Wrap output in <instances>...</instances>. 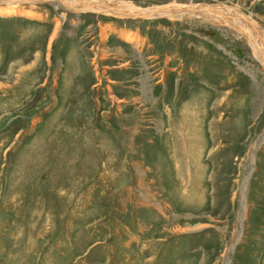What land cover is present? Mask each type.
Segmentation results:
<instances>
[{
    "label": "rangeland",
    "instance_id": "obj_1",
    "mask_svg": "<svg viewBox=\"0 0 264 264\" xmlns=\"http://www.w3.org/2000/svg\"><path fill=\"white\" fill-rule=\"evenodd\" d=\"M103 1L264 30V0ZM24 5L0 15V264H264V66L231 15Z\"/></svg>",
    "mask_w": 264,
    "mask_h": 264
},
{
    "label": "bare ground",
    "instance_id": "obj_2",
    "mask_svg": "<svg viewBox=\"0 0 264 264\" xmlns=\"http://www.w3.org/2000/svg\"><path fill=\"white\" fill-rule=\"evenodd\" d=\"M35 1H47V0H0V15H11V14H22L26 16H31V11L28 10V6L22 4L25 3H35ZM54 2L55 8L58 10L60 6H65V8H74L78 10H84L95 13H104V14H113L119 16L135 17V18H159V17H173L174 20H177L175 17H184V15H201L203 17H217L220 15L222 18H227L228 15H231L229 12H223L222 10L214 9L212 6L209 7H198V6H164V7H153L149 9H142L132 4L120 3L119 6L111 5L109 2L103 0H52ZM31 9V8H30ZM186 17V16H185ZM231 19H228L229 22H226L228 26L237 30L239 37L244 38L248 44L252 47L255 56L264 66V30L257 26L255 22L250 20L248 17L243 16V14L237 13L231 15ZM180 19V18H179ZM225 20V19H224ZM223 20V21H224ZM226 20V21H227ZM59 28V22H57L55 29L52 34L51 41L57 34ZM128 41H134L135 38L131 35H127ZM254 160V157H252ZM248 178V177H247ZM244 182V188L242 191V198L245 194L246 182ZM246 205L247 200L243 204L244 214L246 215ZM244 215V218H245ZM230 263V260L227 264Z\"/></svg>",
    "mask_w": 264,
    "mask_h": 264
},
{
    "label": "water",
    "instance_id": "obj_3",
    "mask_svg": "<svg viewBox=\"0 0 264 264\" xmlns=\"http://www.w3.org/2000/svg\"><path fill=\"white\" fill-rule=\"evenodd\" d=\"M249 180H250V175H249V178H248V183H249ZM247 189H248V184H247V187H246V190H245L244 198H245V196H246V191H247Z\"/></svg>",
    "mask_w": 264,
    "mask_h": 264
}]
</instances>
